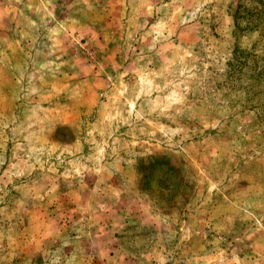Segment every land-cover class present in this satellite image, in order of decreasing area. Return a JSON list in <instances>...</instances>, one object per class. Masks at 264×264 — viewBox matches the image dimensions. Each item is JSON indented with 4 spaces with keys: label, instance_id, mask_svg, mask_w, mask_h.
Returning a JSON list of instances; mask_svg holds the SVG:
<instances>
[{
    "label": "rangeland",
    "instance_id": "1",
    "mask_svg": "<svg viewBox=\"0 0 264 264\" xmlns=\"http://www.w3.org/2000/svg\"><path fill=\"white\" fill-rule=\"evenodd\" d=\"M0 264H264V0H0Z\"/></svg>",
    "mask_w": 264,
    "mask_h": 264
},
{
    "label": "trees",
    "instance_id": "2",
    "mask_svg": "<svg viewBox=\"0 0 264 264\" xmlns=\"http://www.w3.org/2000/svg\"><path fill=\"white\" fill-rule=\"evenodd\" d=\"M146 168H149V166L147 165ZM148 178V174L147 175H143L142 179L145 181V179Z\"/></svg>",
    "mask_w": 264,
    "mask_h": 264
}]
</instances>
